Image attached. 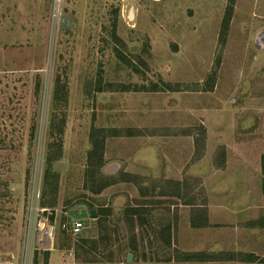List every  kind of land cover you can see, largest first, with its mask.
Returning <instances> with one entry per match:
<instances>
[{"label":"rangeland","instance_id":"obj_1","mask_svg":"<svg viewBox=\"0 0 264 264\" xmlns=\"http://www.w3.org/2000/svg\"><path fill=\"white\" fill-rule=\"evenodd\" d=\"M51 7L0 0V264H192L179 257L206 254L202 237L210 250H264V228L247 226L264 221V51L250 37L264 0H61L58 25ZM112 131L115 176L92 146ZM170 132L194 142L180 177L152 169L117 182L149 146L158 159ZM101 181L117 185L96 200ZM78 201L106 211L72 235L60 223ZM208 201L224 219L182 236L200 213L188 204ZM36 203L52 209L47 248L34 244Z\"/></svg>","mask_w":264,"mask_h":264},{"label":"crops","instance_id":"obj_2","mask_svg":"<svg viewBox=\"0 0 264 264\" xmlns=\"http://www.w3.org/2000/svg\"><path fill=\"white\" fill-rule=\"evenodd\" d=\"M170 99H172V98H167V102H168L169 106H171ZM173 101H174V99H173ZM177 120L175 122H169L170 125H168V126H172V127L178 126L179 122H177ZM113 125H115L114 121L113 122L111 120L107 121V127H110ZM110 128H113V127H110ZM112 133H116V132L112 131L110 133H107L104 136V139L102 140L101 154L103 155V157H102V168L105 164L109 163L110 161H117V163H118L117 170L114 171L113 173H110V174L115 176V173L120 169V167H123L124 161L123 160L121 161L120 159H112L113 158L112 155L109 154L108 152H106V150H105L107 136H111ZM173 133L174 132H170L167 135V137H164V139H162V137L160 139V137L158 136L159 139L157 138V141H156L160 145V149L158 151L159 152L158 159H153L151 156V153L155 152L157 150L155 148L156 146L155 147L149 146L148 155L144 156L140 160L141 162H138L136 164L131 162L132 164H129V167H126V169H123V170H125V171H123L124 174L118 178L117 182H119V181L124 182V184H125V182H129V184H132V182H131L132 177L130 175L131 172H135L138 174H144L143 172H146L147 170L149 171L152 169H153V173H152L153 176L155 175L154 174L155 171L158 170L162 173V176L164 178H168V177L178 178V177H180L179 173H176V172H180L181 169L184 168L185 165L190 160L191 154L194 151V142H193V140H190V142H188V140L184 136L179 138L178 136H176V134H173ZM156 142L154 140L148 139V141H146L144 143V145L153 144V143L156 144ZM99 159H101L100 156H99ZM148 161L150 164H148ZM196 161H193V163L191 165V170L197 169L199 172H203L204 169L203 168L200 169V165H197V164H199L198 162H201V161H197V162ZM163 163H165L164 166H163ZM126 172H130V174H128ZM195 174H199V173H195ZM109 176H111V175H109ZM116 185L117 184H115L114 182L109 181V183L106 186L102 187L100 190H98L96 192H94L92 190L91 196L93 198H96V200H99V199H97V198H99L97 196H102L103 194H106L109 192H115L114 187ZM133 186H128V189L133 188L136 191V189ZM223 192H226V191H223ZM211 193L212 192H209V194H211ZM78 203L84 204L86 206V208H91V207L87 206L85 201L77 202L74 205H76ZM74 205H72V206H74ZM200 205L201 204H197V203L188 204V206L191 207V209H198V207H199V210H200L199 217L201 219L199 217H195V215L191 213L193 218L187 219L188 220L187 226L183 225V228L186 232L184 230L181 231L180 234H182V236L185 233L190 234V233H194L196 231H197L196 234H198L200 232V230L198 228H192V227L204 228L205 224L210 223L213 220V218H218L220 220L224 219L223 218L225 216L224 212L226 210L224 209L223 206L221 209L220 208L221 206H215V204L212 205L211 202L208 201L207 203H204L205 206L207 205V208H206L207 213H205L206 209L201 208ZM72 206L66 207L65 210H67L68 208H70ZM216 207H218V208H216ZM93 208H95V207H93ZM53 209L57 210V209H55V207H53ZM95 210H96V208H95ZM193 221H195V222H193ZM184 222H182V223H184ZM248 225H252V226H250V228L256 227V226H257V228H259V227L264 228V221L262 224H259V222H257V223H253V224L247 223V226ZM243 231H244V233H246L247 230L243 229ZM248 233L249 232L247 231V234ZM186 239H187V236H186ZM211 241L212 240L210 239V237L209 238L208 237L207 238L202 237V242L200 244H198L196 242V240H192V239L187 240L188 243L196 242V246L199 248V250H197V251H207V252L210 250L208 246H209ZM244 241H245V239H243L241 241V243ZM224 246H226V247L223 249H219V250L211 249L210 250V251L216 252V254H214V255H216L215 256L216 258L206 259V260H193L191 263L192 264H264V250H262L259 253L260 254L259 255L253 249H237V248L235 249V245L233 244V241H230L229 243L225 241V244L223 245V247ZM205 247H207V249H204ZM223 250L225 252L229 251L230 253H223V252L219 253V252H217V251H223ZM50 262L52 263V259H50ZM53 263H55V262L53 261Z\"/></svg>","mask_w":264,"mask_h":264},{"label":"built area","instance_id":"obj_3","mask_svg":"<svg viewBox=\"0 0 264 264\" xmlns=\"http://www.w3.org/2000/svg\"><path fill=\"white\" fill-rule=\"evenodd\" d=\"M61 0H52L51 7V20L59 24L61 18ZM35 210V222H34V244L37 248H47L50 246L53 234H54V223L50 220L49 215L52 213V209L36 203V206L33 207ZM67 213V211H66ZM68 215V213H67ZM70 221H62L60 223L62 229H66L72 235L77 234L83 228V218H73L69 216Z\"/></svg>","mask_w":264,"mask_h":264},{"label":"water","instance_id":"obj_4","mask_svg":"<svg viewBox=\"0 0 264 264\" xmlns=\"http://www.w3.org/2000/svg\"><path fill=\"white\" fill-rule=\"evenodd\" d=\"M132 16H133V7L132 5H130L126 13V17L128 19H132ZM250 37H251V44L253 48L255 49L256 54H260L261 52H263L264 51V25L255 29L251 33ZM132 46H136V45L135 44L131 45L130 49H134L132 48ZM117 167H118L117 161H110L109 163L105 164L102 169L105 173H113L114 171H116ZM67 213L69 216L73 218H86V217L95 216L96 210L93 207L86 208L84 204L78 203L68 208ZM130 258H131V253L128 252L126 254V259L128 260Z\"/></svg>","mask_w":264,"mask_h":264},{"label":"trees","instance_id":"obj_5","mask_svg":"<svg viewBox=\"0 0 264 264\" xmlns=\"http://www.w3.org/2000/svg\"><path fill=\"white\" fill-rule=\"evenodd\" d=\"M233 0H229V2L231 3ZM225 18H226V21L228 20L229 18V13L227 15H225ZM226 21L223 23L222 27H226L224 24L226 23ZM102 140L103 138H99V139H94L92 140V146H93V150L94 149H97L99 150V156L101 157V150H102ZM59 156V153L58 155L57 154H49L47 156V162H49L50 160H52L53 158H56ZM47 170V169H46ZM101 184L97 185V187L95 189H93L94 192L100 190L102 187L106 186L109 181H101L100 182ZM78 202H81V201H78ZM87 206L88 207H93V204L92 203H89V201H85ZM99 210L103 211L105 213L106 209H98L96 208V212H98ZM101 211H99L98 213H101ZM83 220V219H82ZM216 255L214 254H211V253H206V254H202L201 252H197V253H182V256L179 257L180 260H206V259H214L216 258L215 257ZM46 256L44 254V260H45Z\"/></svg>","mask_w":264,"mask_h":264}]
</instances>
